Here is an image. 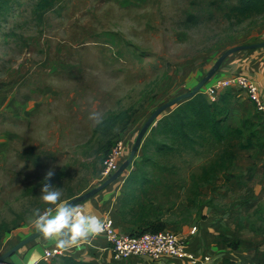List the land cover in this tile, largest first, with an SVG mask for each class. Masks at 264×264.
<instances>
[{"label":"rangeland","instance_id":"1","mask_svg":"<svg viewBox=\"0 0 264 264\" xmlns=\"http://www.w3.org/2000/svg\"><path fill=\"white\" fill-rule=\"evenodd\" d=\"M237 4L0 0V257L37 231L32 213L47 207L39 190L48 169L62 192L57 207L98 188L116 142L124 145L120 167L153 111L190 92L223 52L264 34V12L241 16L232 12ZM122 112L123 120L95 131ZM258 126L243 131L255 138L253 162L237 155L212 186L200 184L199 198L192 182L233 138L196 153L154 157L166 169H146L151 184L142 201L158 209L166 230L197 227L212 216L234 229L241 248L264 246V122ZM145 136L114 182L140 166Z\"/></svg>","mask_w":264,"mask_h":264},{"label":"crops","instance_id":"2","mask_svg":"<svg viewBox=\"0 0 264 264\" xmlns=\"http://www.w3.org/2000/svg\"><path fill=\"white\" fill-rule=\"evenodd\" d=\"M261 42H264V34L254 40L241 42L237 45ZM238 75L246 76L256 85L259 97L264 102V47L239 51L226 58L220 69L211 78L213 83L210 86L218 81L228 80ZM221 97L225 98L228 109L226 124L233 129L242 131L241 135L232 137L237 143L236 146L235 143H232L236 158L237 155H240L244 163H251L253 158L248 153L255 148V138L252 134L243 136V131L252 124L256 126V129H259L258 125L264 122V114L255 107L253 108L245 94L239 93L233 88L219 90L217 100ZM240 142H243L242 145L248 143L252 145L247 148H240ZM124 180L125 178H122L112 183L102 192L78 205L85 214L97 215L102 221L106 217H110L117 232L133 233L141 228L122 221L120 217L121 187ZM222 225H224V220H214V217L211 216V218L208 217L197 225V233L195 234H191V228L188 227H170V229L186 240L188 251L199 259L197 264H220L223 258H230L241 264H264V255L257 254V251L264 254L263 245L257 251H254L256 249L253 248L257 247L256 245L245 244L246 247L241 248L243 243L240 242V237L234 232V229L223 228ZM18 243H13L11 247ZM52 249L58 250L60 254L51 258L47 263L40 262L39 264H63V258L86 264H190L186 260L176 261L169 258L151 260L145 256L116 259L105 236L101 233L88 241H81L69 248H59L53 239L45 238L42 235L7 258L6 263L35 264L42 258L46 250ZM203 257H208L209 260L207 262L202 261Z\"/></svg>","mask_w":264,"mask_h":264},{"label":"trees","instance_id":"3","mask_svg":"<svg viewBox=\"0 0 264 264\" xmlns=\"http://www.w3.org/2000/svg\"><path fill=\"white\" fill-rule=\"evenodd\" d=\"M232 12L238 15H251L264 12V0H238ZM201 89L193 97L169 108L161 114L155 125L150 127L141 147L142 159L137 169L125 175L121 187L120 217L122 221L141 228L133 232H160L166 230L167 224L161 219L158 209L151 203L143 202L148 195L151 178L147 168L166 169L154 160V157H168L182 152H198L207 144H223L242 131L233 129L226 124L228 109L226 100L221 97L211 103ZM126 113H119L115 117L100 123L95 131L104 128L110 121L123 120ZM240 144V148L249 147ZM234 146H226L220 156L208 166L202 168L197 181L192 182V194L199 198L198 188L212 186L218 173L229 170L236 159ZM110 152V151H109ZM107 153V155L109 154ZM106 155V156H107ZM63 264H86L63 258ZM220 264H241L230 258H223Z\"/></svg>","mask_w":264,"mask_h":264},{"label":"built area","instance_id":"4","mask_svg":"<svg viewBox=\"0 0 264 264\" xmlns=\"http://www.w3.org/2000/svg\"><path fill=\"white\" fill-rule=\"evenodd\" d=\"M235 89L246 95L253 106L264 114V102L258 94V88L246 76L238 75L228 80H221L204 90V94L211 103L216 102L217 92L221 89ZM124 145L122 141L115 143L109 154L104 158L100 176L102 180L108 179L119 166V161L123 156ZM104 228L101 234L106 238L114 258L126 259L131 256H145L151 260L169 258L176 261L186 260L190 264H197L199 259L188 251L186 240L172 230L160 232H139V233H119L114 227L113 220L106 217ZM191 234L197 233V227L193 226ZM60 253L56 249L46 250L40 260L35 262L47 263L51 258ZM208 257H203L202 261H208Z\"/></svg>","mask_w":264,"mask_h":264},{"label":"clouds","instance_id":"5","mask_svg":"<svg viewBox=\"0 0 264 264\" xmlns=\"http://www.w3.org/2000/svg\"><path fill=\"white\" fill-rule=\"evenodd\" d=\"M97 116L95 112L90 114L92 119ZM53 175L54 170L48 169L40 182V199L47 207L43 211L40 208L33 210L31 222L35 229L43 237L53 239L59 248H69L100 234L103 231L104 222L97 215L85 214L76 204L63 203L56 206L61 200L62 192L50 183Z\"/></svg>","mask_w":264,"mask_h":264},{"label":"water","instance_id":"6","mask_svg":"<svg viewBox=\"0 0 264 264\" xmlns=\"http://www.w3.org/2000/svg\"><path fill=\"white\" fill-rule=\"evenodd\" d=\"M263 47H264V42H261V43L250 44V45L236 46V47L230 48V49L226 50L225 52H223L219 56V58L216 60V62L212 66V68L208 71L207 75L202 80H200L199 83L190 92H186V93H184L182 95L177 96L176 98L166 102L165 104L159 106L155 111H153V113L149 116V118L147 119V121L145 122L143 127L141 128V130H140V132H139V134L137 136V139L135 141V144H134V146H133V148H132V150L130 152L129 158L120 167H118L116 172H114L98 188H96V189H94V190H92V191H90V192H88V193H86V194H84L82 196H79V197H77L75 199H72L68 203L78 205V204H80V203L92 198L93 196H95L99 192H101L104 189H106L114 181H116L123 174V172L132 164V161H133V159L135 157V154L138 151L145 134L147 133V131L149 130L150 127L155 125V122H156L157 118L162 113H164L166 110H168L169 108L181 103L184 100H187V99L193 97L196 93H198L203 88V86L220 69L222 63L224 62V60L227 57H229L233 53H236V52H239V51L254 50V49H259V48H263ZM40 236H42V234L39 233L38 231H36L33 234H31L30 236H28L27 238H25L24 240H22L21 242H19L17 245H15L13 248H11L8 252H6L3 256L0 257V264H8V263H6L7 258L12 256L18 250H20L22 247H24L28 243L36 240Z\"/></svg>","mask_w":264,"mask_h":264}]
</instances>
